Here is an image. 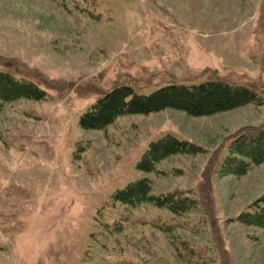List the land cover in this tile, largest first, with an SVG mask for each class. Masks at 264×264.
Here are the masks:
<instances>
[{"label":"rangeland","instance_id":"374dc122","mask_svg":"<svg viewBox=\"0 0 264 264\" xmlns=\"http://www.w3.org/2000/svg\"><path fill=\"white\" fill-rule=\"evenodd\" d=\"M0 70L47 92L0 112V264H264V230L235 220L264 192V162L218 172L237 136L264 125V0H0ZM207 80L260 99L79 125L115 87L148 94ZM166 133L200 151L137 170ZM141 176L153 194L180 192L196 208L112 201Z\"/></svg>","mask_w":264,"mask_h":264},{"label":"trees","instance_id":"16d2710c","mask_svg":"<svg viewBox=\"0 0 264 264\" xmlns=\"http://www.w3.org/2000/svg\"><path fill=\"white\" fill-rule=\"evenodd\" d=\"M47 92L36 82L26 77L16 76L0 70V112L3 106L18 99L43 100ZM257 93L245 85H236L223 80H207L190 86L170 84L148 94L135 92L129 86L111 89L91 104L79 117V125L84 129H104L119 116L129 114H149L167 108L183 111L191 116H204L228 111L247 103H258ZM251 134L240 133L231 146V154L218 172L223 175L240 176L246 173L252 163L264 162V125L250 129ZM200 147L193 142L166 133L151 141L141 154L136 169L152 172L163 158L183 153L193 154ZM180 192L155 195L146 176L128 182L117 189L112 201L127 206L149 202L156 207H166L173 213L190 211L196 202L188 203ZM235 220L243 225L264 230V192L254 198L246 209L240 211Z\"/></svg>","mask_w":264,"mask_h":264}]
</instances>
